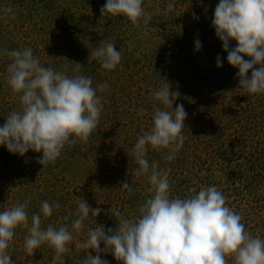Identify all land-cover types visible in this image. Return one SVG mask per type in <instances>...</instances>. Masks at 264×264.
<instances>
[{"label": "rangeland", "instance_id": "374dc122", "mask_svg": "<svg viewBox=\"0 0 264 264\" xmlns=\"http://www.w3.org/2000/svg\"><path fill=\"white\" fill-rule=\"evenodd\" d=\"M170 2L174 8L166 12ZM105 3L0 0V126L21 106L19 94L5 83L11 63L5 49L31 47L44 66L68 76H90L94 88L108 85L97 90L103 106L97 128L86 143L65 145L54 164L42 166L38 162L42 153L29 150L19 155L0 145V211L30 197L26 209L30 224L42 201L59 203L50 217L41 214V227L58 228L71 225L82 199L91 208L99 207L100 213L84 221L86 228L64 255L65 264H79L86 254L78 252L75 243L85 238L87 228L114 231L119 218L113 210L133 218L152 195L147 178L135 174L139 166L131 150L151 126L159 103L151 94L166 82L170 92L178 93L173 109L182 104L187 113L184 143L172 161L164 160L167 149H149L146 159L171 170V197L186 198L215 185L227 197V206L242 215L246 230L264 239V93L249 94L239 84L238 68L227 62L228 53L211 24L219 0H144L143 7L153 15L146 25L141 20L139 27L124 16L101 18ZM5 7L15 16H4ZM102 40L115 43L121 53L113 70L88 59ZM229 47H236V41L230 40ZM218 56L221 67L216 66ZM75 63L82 66L79 73L74 72ZM122 182L132 191H121ZM26 235L27 229L19 227L10 242L14 264H52L54 251L46 245L25 256ZM88 254L97 255L91 249ZM100 255L107 264H122L110 251ZM227 264H233L230 257Z\"/></svg>", "mask_w": 264, "mask_h": 264}, {"label": "clouds", "instance_id": "9594fccd", "mask_svg": "<svg viewBox=\"0 0 264 264\" xmlns=\"http://www.w3.org/2000/svg\"><path fill=\"white\" fill-rule=\"evenodd\" d=\"M143 4L144 0H106L100 8L101 18L108 14L124 16L134 26L139 27L141 20L146 25L153 13L147 12ZM173 8L170 2L165 11ZM10 14L15 16L5 7L4 16ZM211 24L228 53L227 62L238 68L240 86L249 94L264 93V0H219ZM230 40L236 41V47L230 49ZM200 47V41H195L196 50ZM4 51L11 60L5 83L19 94L21 106L9 112L0 126V145L19 155L29 150L42 153L38 160L42 166L54 164L65 145L86 143L97 128L103 107L97 90L104 91L108 85L101 83L94 88L90 76H68L44 66L31 47ZM88 59L98 61L105 70H113L121 61V53L115 43L102 40ZM75 64L74 72L79 73L82 66ZM216 66H222L219 56ZM250 69L251 75L247 76ZM169 89L170 84L164 82L151 94L159 102L154 107L151 126L138 136L131 150L139 166L135 174L147 178L152 195L133 218L113 210V216L119 218L114 231H105L103 226L87 228L85 238L75 243L76 250L86 254L79 264H107L100 253L109 251L122 264H227L229 257L233 264H264V239L246 230L242 215L227 206V197L221 190L212 185L186 198L171 197V170L146 159L149 149H167L164 160L172 161L184 143L182 130L187 113L182 104L173 109L178 93ZM119 189L132 191L126 182ZM30 199L0 211V264H14L8 249L19 227L27 229L22 246L25 256L31 257L37 248L46 245L54 251L52 264H65L68 245L82 234L84 221L90 215L96 217L101 209L91 208L82 199L71 225L41 227V214L50 217L53 208L60 205L42 201L29 224L26 209ZM89 249L97 255L88 254Z\"/></svg>", "mask_w": 264, "mask_h": 264}]
</instances>
